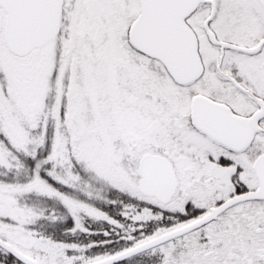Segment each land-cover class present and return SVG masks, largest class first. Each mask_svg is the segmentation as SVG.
Here are the masks:
<instances>
[{
    "label": "snow or ice",
    "instance_id": "6c2138e0",
    "mask_svg": "<svg viewBox=\"0 0 264 264\" xmlns=\"http://www.w3.org/2000/svg\"><path fill=\"white\" fill-rule=\"evenodd\" d=\"M0 264H264V0H0Z\"/></svg>",
    "mask_w": 264,
    "mask_h": 264
}]
</instances>
